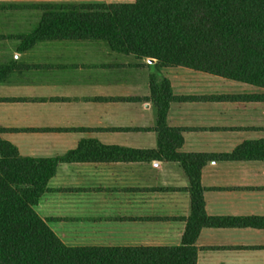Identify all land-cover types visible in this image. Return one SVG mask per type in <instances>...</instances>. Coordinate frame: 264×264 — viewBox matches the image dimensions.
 Wrapping results in <instances>:
<instances>
[{
	"label": "crops",
	"instance_id": "1",
	"mask_svg": "<svg viewBox=\"0 0 264 264\" xmlns=\"http://www.w3.org/2000/svg\"><path fill=\"white\" fill-rule=\"evenodd\" d=\"M135 0H0V131L23 157L58 165L36 206L69 247H179L191 223V182L158 150L152 84L167 81L179 153L213 156L201 172L197 264H264V161L228 160L264 139V92L186 68H156L101 41L29 38L49 7ZM136 151V152H133Z\"/></svg>",
	"mask_w": 264,
	"mask_h": 264
},
{
	"label": "trees",
	"instance_id": "2",
	"mask_svg": "<svg viewBox=\"0 0 264 264\" xmlns=\"http://www.w3.org/2000/svg\"><path fill=\"white\" fill-rule=\"evenodd\" d=\"M49 8L29 41H101L119 54L156 60L158 70L186 68L264 92V0H135ZM152 99L158 108L159 141L158 150L147 153L180 163L191 182L193 214L183 245L66 246L36 206L58 165L72 157H23L0 131V264H197L200 230L234 225L229 219L218 222L206 216L201 172L216 159L178 152L184 138L167 124L173 100L167 81L152 84ZM225 158L264 161V139L246 143Z\"/></svg>",
	"mask_w": 264,
	"mask_h": 264
},
{
	"label": "water",
	"instance_id": "3",
	"mask_svg": "<svg viewBox=\"0 0 264 264\" xmlns=\"http://www.w3.org/2000/svg\"><path fill=\"white\" fill-rule=\"evenodd\" d=\"M149 62H150V63H153V62H154V60H153V59H150V60H149Z\"/></svg>",
	"mask_w": 264,
	"mask_h": 264
}]
</instances>
